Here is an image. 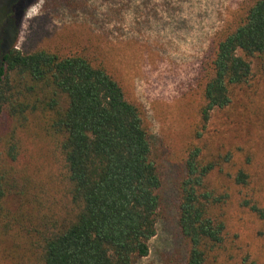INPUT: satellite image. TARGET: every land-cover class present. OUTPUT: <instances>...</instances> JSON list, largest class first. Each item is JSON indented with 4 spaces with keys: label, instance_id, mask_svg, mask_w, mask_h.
I'll use <instances>...</instances> for the list:
<instances>
[{
    "label": "trees",
    "instance_id": "obj_1",
    "mask_svg": "<svg viewBox=\"0 0 264 264\" xmlns=\"http://www.w3.org/2000/svg\"><path fill=\"white\" fill-rule=\"evenodd\" d=\"M263 54L264 0H245L200 64L203 128L214 111L233 104L237 89L253 79L254 58ZM3 117L0 244L7 248L0 264H134L149 255L162 173L142 108L106 66L81 52H23L10 45L0 58ZM35 128L46 136L52 157L40 184L28 147ZM202 135L197 131V138ZM234 158L232 152L209 156L193 143L185 150L176 192L186 264H221L224 207L235 193L212 177ZM229 176L233 187H250L245 168ZM239 205L264 219L256 193L247 192Z\"/></svg>",
    "mask_w": 264,
    "mask_h": 264
},
{
    "label": "rangeland",
    "instance_id": "obj_2",
    "mask_svg": "<svg viewBox=\"0 0 264 264\" xmlns=\"http://www.w3.org/2000/svg\"><path fill=\"white\" fill-rule=\"evenodd\" d=\"M15 1L8 5L0 0L6 48L84 53L106 66L144 112L162 173V204L150 253L134 264H186L176 189L192 143L209 156L235 155L222 174L212 177L235 193L224 207L228 229L221 264H264V219L239 205L247 192L256 193L264 205V54L254 58L253 79L237 89L230 107L214 111L205 128L199 115L201 61L245 0H20L12 13ZM0 129L6 130L4 117ZM31 143L40 184L52 157L46 136L37 128ZM239 167L251 174L248 188L233 187L230 181L229 174ZM6 248L4 241L0 259Z\"/></svg>",
    "mask_w": 264,
    "mask_h": 264
},
{
    "label": "flooded vegetation",
    "instance_id": "obj_3",
    "mask_svg": "<svg viewBox=\"0 0 264 264\" xmlns=\"http://www.w3.org/2000/svg\"><path fill=\"white\" fill-rule=\"evenodd\" d=\"M11 1V0H10ZM10 1L8 0V5L10 3ZM20 0H16L13 4V7H12V12L15 11V8L17 7V5L19 4ZM17 10V9H16ZM16 12V11H15ZM5 39H6V36H3L2 35V32L0 33V58H2V54L4 52L7 51V48L5 47Z\"/></svg>",
    "mask_w": 264,
    "mask_h": 264
}]
</instances>
